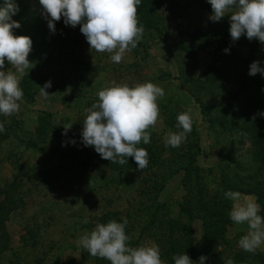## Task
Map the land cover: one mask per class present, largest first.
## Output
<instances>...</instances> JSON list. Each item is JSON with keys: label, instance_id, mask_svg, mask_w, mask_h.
<instances>
[{"label": "rangeland", "instance_id": "374dc122", "mask_svg": "<svg viewBox=\"0 0 264 264\" xmlns=\"http://www.w3.org/2000/svg\"><path fill=\"white\" fill-rule=\"evenodd\" d=\"M21 8L22 15L15 21L22 24L28 21L33 26L34 16L43 13L39 0H24ZM153 8L163 17L164 31L151 38L144 29L140 44L126 52L119 64L112 62L111 54L90 49L76 27L64 25L70 31L65 33L67 38L58 39L62 43L64 39L66 41L60 46L55 40L56 33L48 29L47 19L45 25L41 22L39 26H33L40 27V37L36 38L37 51L28 56L34 67L21 79L25 82L20 83L24 93L20 110L12 116L0 115L4 119L0 121L4 123V131L0 132V185L10 187L16 181L17 190L16 208L5 220L10 249L1 255L2 264H110L79 247V238L97 223H107L111 219L122 222L121 217L128 220L126 232L131 238L130 246L150 241L159 245L157 239L164 233H152L154 223L151 228H145L150 216L143 210L148 205L146 197L153 193L148 192L151 181L154 176L161 179V170L149 178L147 175L156 168L137 170L134 160V168L126 163L119 170L115 169L93 147H85L82 143L85 109L98 102V90L113 81L129 85L150 81L163 87L165 95L158 100L160 117L149 129L150 139L163 148L166 133L178 130L176 116L191 110L193 129L178 150L186 147L188 142L191 144L195 134L199 136L201 153L196 167L201 185L208 192L207 198L220 197L221 167L230 161L227 156L251 164L252 158L246 151L248 141L241 139L236 131L223 130V123L210 125L208 121L217 116L231 120L229 110H243L245 97L235 81L215 76L212 79L206 74L209 45L198 40L194 42L189 37L209 24L229 28L230 16L225 15L219 22L211 21L212 10L207 0H159ZM13 34L23 35L22 32ZM44 36H47L46 41H42ZM230 44L238 48L241 55L248 56L247 45ZM263 45L254 49V61L261 62V67H264ZM177 48L195 49V55L179 52ZM0 70L14 69L5 61ZM257 77L264 84V76L258 73ZM198 78L202 86L186 81ZM47 81H51V87L46 89L49 96L45 98L39 87ZM188 90L201 98L205 111L201 110V102L199 104L189 96ZM42 123L47 124L46 130H42ZM67 123L72 126L65 133ZM36 137L41 138L37 140ZM138 147L144 148L143 144ZM170 149V146L165 147L162 158H167V165L177 168ZM195 173L178 170L167 177L164 187L157 193L158 200L167 209L163 215L178 216L181 224L190 225L198 261L204 255L208 258L205 264H224L229 258L234 264H264V245L255 253L238 246L240 237L247 232V225H236L231 221L232 205L227 211L230 221L221 234L223 238L215 242L203 239L200 217L190 218L185 212L179 213L178 205H186L196 196L198 179ZM144 190L146 192L142 193ZM192 204L195 207L194 201ZM85 220L88 222L84 223ZM27 230H37L38 234ZM26 241L28 244L24 243ZM33 241L37 244L29 245ZM162 259L166 263V259Z\"/></svg>", "mask_w": 264, "mask_h": 264}, {"label": "clouds", "instance_id": "9594fccd", "mask_svg": "<svg viewBox=\"0 0 264 264\" xmlns=\"http://www.w3.org/2000/svg\"><path fill=\"white\" fill-rule=\"evenodd\" d=\"M212 14L209 19L219 22L229 15V33L233 41L245 36L248 40L256 39L264 44V0H207ZM47 26L55 32V23L63 18L66 26H80L90 49L98 53L111 54L114 63H121L126 52L135 49L143 38L144 27L138 18V6L141 0H39ZM19 8L15 0H4L0 6V69L5 61L14 70H0V115L12 116L19 112L20 101L24 93L20 87L21 79L28 74L34 64L28 60L32 41L24 35H14L13 29L19 28V22L12 19ZM225 53L229 49H224ZM259 61H253L248 74L259 73L264 76V67ZM39 87V86H38ZM51 87V81L39 87L45 98ZM163 87L150 81L129 85L115 81L98 90V102L85 109V118L81 131L85 147L94 148L102 159L112 163L126 164L131 157L137 170L148 166L146 148L138 147L141 143L151 142L150 128L160 117L158 100L163 98ZM264 116V112L258 113ZM256 116L252 117L255 120ZM177 131L169 130L164 136L165 147L178 148L185 142L193 129L191 110L176 116ZM71 123L64 126L65 133ZM4 123L0 122V132ZM225 198L232 201L229 212L231 221L236 225H247L246 234L238 241V246L250 253H255L264 245V217L254 196H244L237 191H227ZM107 223H97L95 227L79 238V247L95 258L105 259L110 264H165L161 258L159 245L154 241L130 246V236L126 232L128 220L121 217ZM88 221L85 220L84 223ZM208 258L199 257L198 264H205ZM174 264H194L186 253L173 256ZM224 264H234L231 258Z\"/></svg>", "mask_w": 264, "mask_h": 264}, {"label": "trees", "instance_id": "16d2710c", "mask_svg": "<svg viewBox=\"0 0 264 264\" xmlns=\"http://www.w3.org/2000/svg\"><path fill=\"white\" fill-rule=\"evenodd\" d=\"M4 0H0V6L3 5ZM18 5V12L12 16V19H20L19 15H22V3L24 0H15ZM159 0H141L138 6V18L140 24L143 25L145 31L149 33V37L161 35L164 31V25L162 23L163 17H160L159 13L153 8V4H157ZM43 19V20H42ZM33 26H39L41 22L45 25V16L37 14L32 19ZM38 20V21H37ZM20 27L13 30V33L22 32L24 36L30 37L32 41L31 52L35 54L37 51L36 38L40 37L38 32L40 27H33L31 23L25 21L24 24L19 22ZM63 18L55 23V40H61L65 33H69L70 30L64 26ZM76 28L80 30V26ZM36 35V36H35ZM192 41H201L209 45L210 59L206 66V74L213 79V77H221L226 80H233L238 85V90L245 97L244 109L240 112L229 110L231 114V120L228 117H215L208 118L210 125L212 123H223L225 131H236L241 139L248 141L247 155L251 156V164L241 163L235 156H227L230 161L222 165L221 167V183L219 195L220 197L207 198L206 187L201 185V177L196 167L197 157L201 153L198 145L199 136L188 142L186 147L178 148L170 147V154L172 161L177 168L167 165V158H162V154L165 152L160 144H156L151 139V142L143 146L148 152V166L146 168H156L154 172H151L147 177L151 178L154 174H157V170H161V179H156L155 176L151 181V186L148 192H153L146 197L148 202L146 208L143 210L149 213V220L145 224V228H151L152 224L155 225V231L152 233H161L157 241L159 242V248H161L162 257L166 259L165 264H174L173 256L180 253H186L193 260L194 263L198 264L197 248L192 240V229L188 224H181L178 216L169 217L163 215L167 209L164 203L158 200L157 193L162 190L167 177H170L174 172L183 170L187 174H194L195 178L198 179L195 185L196 196L194 200L190 199L187 204H179V213L185 212L190 218L200 217L203 221V239L208 242H215L220 239L221 234L225 230L226 224L230 221L228 218V210L231 207V201L225 198L224 193L231 190L240 192L243 195H254L260 206V215L264 217V116L258 115L260 112H264V84L259 80L257 74L250 76L249 66L254 61V49L261 44L258 40H248L245 36H241L238 40L233 41L231 39L229 28H223V26H211L210 24L204 30H196L194 33L189 34ZM47 40V36L42 38V41ZM59 41V40H58ZM65 39L59 41V45L62 46L65 43ZM151 42V41H150ZM231 42H236V47L240 45H247L249 47L248 56H243L238 51V48H234ZM140 44V43H139ZM264 46V45H263ZM229 49L228 53L224 52V49ZM179 52H189L195 55V49L190 48H177ZM264 52V50H263ZM209 78V79H210ZM187 83L194 84L195 86H202L200 78L198 79H187ZM25 79L22 80L23 85ZM189 96L194 99L195 102H201V110L205 111L204 102L201 101L199 96L195 93L187 91ZM253 109H249L248 107ZM51 115V114H47ZM256 116L255 120H252L253 116ZM0 121L4 119L0 116ZM47 124L42 123V130H46ZM5 134V133H4ZM152 135V134H151ZM41 136V135H39ZM2 138V137H1ZM6 138V137H5ZM37 140L41 137H36ZM37 144V143H33ZM140 144V145H141ZM240 154L239 156H242ZM131 157L127 158L128 167L134 168ZM112 163V162H111ZM115 169H120L121 164L112 163ZM172 167V168H170ZM163 171V172H162ZM198 174V175H197ZM148 179V178H147ZM150 180V179H148ZM164 180V181H163ZM16 184V181H13ZM15 184L12 186H1L0 188V264H2L1 255L10 249V238L5 228V220L8 213L16 208L15 192L17 193ZM7 185V184H6ZM146 190L142 191L145 193ZM187 201V200H186ZM196 204L193 206L192 202ZM143 203V202H142ZM144 205V204H143ZM145 206V205H144ZM196 209V210H195ZM28 231V230H27ZM28 232L38 234L37 230H29ZM33 236V235H32ZM156 236V235H155ZM154 236V237H155ZM224 236V235H223ZM34 237V236H33ZM157 238V236H156ZM223 238V237H222ZM28 244L27 241L24 242ZM35 241L29 245H36ZM161 257V258H162Z\"/></svg>", "mask_w": 264, "mask_h": 264}]
</instances>
